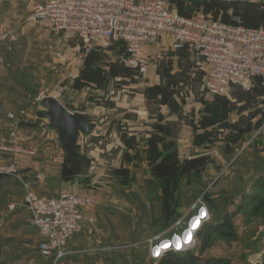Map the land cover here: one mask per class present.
I'll use <instances>...</instances> for the list:
<instances>
[{
	"label": "rangeland",
	"instance_id": "rangeland-1",
	"mask_svg": "<svg viewBox=\"0 0 264 264\" xmlns=\"http://www.w3.org/2000/svg\"><path fill=\"white\" fill-rule=\"evenodd\" d=\"M186 8V13L189 15L208 14L221 20H230L233 16H240L243 23L264 27V3L262 0H234L231 4H212L208 1L192 2ZM23 37L26 36L22 35ZM25 41L26 38L19 40L17 46L19 50L13 54L14 63L17 64L16 68L14 70L0 69L1 76H4L7 83L6 90L11 89L12 95L17 96L19 91L22 93L26 91L34 97L40 93L43 96L51 95L56 98L58 95L57 99H62L64 103L70 105L73 102L77 103L76 100L80 99V93H75L73 89H64L66 85L64 82L67 80L68 85L78 86L82 83L81 95L85 97V94L91 90V83L96 84L103 92L107 83L110 85L112 77L126 76L130 78L132 84L135 81L139 83L142 78L132 71L120 68L117 63V56L122 51L120 46L94 51L80 64L79 70H75L67 66L68 60L73 58L71 54L68 55L67 46L59 52V57L51 53L41 59L37 49L35 50L33 45ZM73 42L75 45L77 44L75 40ZM156 45L160 46L161 50L156 51L153 55L149 54V56L152 67L156 68V74H160V78L163 80L160 86L162 92L184 101V98L187 97L186 93L194 92V89L187 85L190 83L187 75L190 64L183 61L180 68L184 70L180 75H177V53L172 50L167 52L171 48L168 46L166 49L167 47L161 39L150 43L151 48ZM49 51L54 52L51 49ZM67 55L68 58L64 57ZM37 64H40V67L36 68ZM179 77L181 79H178ZM111 82L113 87L118 88L115 89V92L125 89L127 90L125 92H130L129 95H131L133 91L138 90L134 87L123 88L119 85L120 81ZM183 87L187 92L183 90ZM215 97H217L215 104L219 102L220 111L222 108L224 109L223 121L220 119V122L217 123L213 119L217 114L223 115L221 112L217 113V110L216 112L212 110L208 125L206 124L208 121H203V124L200 122L197 125L195 121L191 120V117H188L191 115H187L184 120L182 118V122L180 119L174 133L162 134L164 137L167 135L170 138L166 140V143L168 145L171 143L169 148L176 149L174 156L173 154L169 156L168 150L165 151L163 147L160 149L161 151L157 150L159 155L155 157L154 161L147 159L148 163L136 166L130 164L132 159L127 151L119 154L118 149L111 147L106 150L104 148L107 141H114L115 145L116 138H108L107 141L103 139L101 143H97L103 148L88 150V145H86L88 139L82 136L78 146L81 156H83L79 169L81 177L71 176L67 167L59 168L60 177L66 183L63 191H84V194L92 196L93 206L97 204L108 206L109 203H112V199L117 200L111 205L117 210L126 212L122 220V215L118 218V214L114 212L113 218L103 213L105 220L117 226L108 232V236L113 237L111 238L114 242L112 246L115 247L112 251L113 256L111 254L113 257L111 264H159L162 257L158 260L150 257L152 238L166 232L175 220L186 218L191 212L193 204L200 197L203 200L209 199L210 220L214 223L220 221L223 214L228 213L237 235V239L234 241L213 235L212 244L200 256L201 260L226 257L230 258L233 264H264V186L260 190H256L257 186L254 187V185L258 179L249 181L245 177V172L250 175L251 172L253 173L261 167L264 168L260 162L253 163L254 160H257V154L264 152V84L261 80L256 79L250 84L235 86L226 96ZM20 102L0 99V109L5 112L7 119L15 120L14 109ZM37 102L41 103L40 99ZM36 105L35 103L34 106ZM42 106L43 104L40 105V107ZM214 108L216 109V106ZM9 114H12V117ZM38 116L42 117L41 111ZM200 129L201 131L197 133L196 131ZM12 130H15L16 134H14L17 137H10ZM2 143L18 144L26 149L34 150L33 155L15 157L12 155L11 158L1 155L0 160L11 159L14 161L20 170L23 181L28 183L37 194L42 197H54L55 195L47 194L48 188L47 192L43 188L39 189L36 178H27L18 164L20 158H31L38 151L40 153L41 146L38 148V140L35 137L30 141L23 140V137L18 135L17 129L13 128L9 130L7 138L0 141V144ZM244 144L246 148H253L255 153L249 154V157L245 155L244 159L237 162ZM204 152H208L213 157V160L208 164L207 171L204 169V165L192 172L191 175L182 176L174 181L173 178L184 160ZM166 155L170 158V163L166 170H163L164 174L155 176L152 174L153 165L169 160ZM174 157L177 159L176 166L172 162ZM99 159L102 160V163L89 164L90 160L99 161ZM47 165L48 163L42 160L38 163L42 170ZM51 165L48 166L53 168L52 170L57 169V164ZM91 166L92 169H90ZM231 168L237 174L235 175L237 178L234 180L231 179L232 175L226 176V171ZM243 170L244 172H242ZM36 171L35 173H37ZM1 177L15 180L14 183L8 185V189L4 193L0 194V208H2L0 211V264H60L61 258L44 257L39 254L40 235L36 228L28 223L24 213L18 211L10 222H5L7 217L5 218L4 211L7 204L10 202L20 204L25 196V187L16 178L5 175H1ZM15 181L18 184H15ZM169 184L172 185V191L165 190ZM247 187V195H250L251 192L256 195L251 200L248 199L242 207H238L240 195ZM17 210H20V206L17 207ZM92 217L94 223L95 218ZM197 244L196 236L193 249L197 247ZM103 264H108V262L104 260Z\"/></svg>",
	"mask_w": 264,
	"mask_h": 264
},
{
	"label": "built area",
	"instance_id": "built-area-1",
	"mask_svg": "<svg viewBox=\"0 0 264 264\" xmlns=\"http://www.w3.org/2000/svg\"><path fill=\"white\" fill-rule=\"evenodd\" d=\"M8 1L0 0V20L1 6ZM24 3L23 25L75 40V57L80 63L94 51L120 44L123 49L117 56L119 66L145 76L151 65L146 45L161 39L169 42L172 51L189 52L190 88L200 81L209 96H226L234 86L250 84L254 76H259L264 84V27L247 26L240 16H234L233 22H225L208 14L184 15L179 12L176 0H24ZM15 40L12 31H0V63L4 61L2 48ZM74 69L79 70V66ZM43 97L40 93L37 99L41 101ZM14 133L12 130L10 137H17ZM0 154L11 158L33 155L34 150L2 143ZM8 160H0V176L23 183L24 206L30 224L40 235L39 254L64 257L67 241L81 232L87 222H93L92 216L85 215V210L93 207L92 196L62 191L54 197H42L23 181L15 162ZM210 217L207 204L198 198L186 218L175 220L166 232L152 238L150 257L158 260L168 252L192 250L198 230ZM196 223L200 227L190 231ZM183 241H187L184 246Z\"/></svg>",
	"mask_w": 264,
	"mask_h": 264
},
{
	"label": "crops",
	"instance_id": "crops-1",
	"mask_svg": "<svg viewBox=\"0 0 264 264\" xmlns=\"http://www.w3.org/2000/svg\"><path fill=\"white\" fill-rule=\"evenodd\" d=\"M25 14L26 9L24 0H9L1 6L0 31H12L16 34V40L13 42H7L2 48L4 61L3 63H0V69L14 70L16 68L17 64L14 63L13 54H16V50H19V48H17L19 40L21 41L25 38L26 43L33 45L35 50L37 49L36 51L40 53L41 59L47 57V55L51 53L56 55V57H59V52L64 50L67 46L68 55L71 54L73 56L72 60H68L69 62L67 66H70V68L72 67V69L76 66H80L81 63L75 57L76 47L73 39H67L63 35L49 34L38 28H28L24 26L23 19L25 18ZM21 33L26 37L22 38ZM163 43L167 47L165 48L168 49L169 42L164 41ZM165 48L162 49L165 50ZM50 49L54 52L49 51ZM160 50L161 47L158 45L153 46L152 48L150 47V44L146 45V51L148 54L153 55L156 51ZM167 52H171V50H167ZM176 53L177 75H180L184 70L180 67L182 66L183 61L190 62V54L186 51ZM68 55L64 57L68 58ZM42 64L46 65L44 63ZM37 67H40V64H37L36 68ZM155 70L156 68H153L151 65L148 74L142 76L139 83L135 81L134 84H132L130 78H127L126 76L111 78V81H120L119 85L123 88L134 87L138 89L137 91H131V95H129V91V93H126L125 91L127 90L125 89H121V92H115V89L118 88L113 87L112 82L110 81V85L107 83L103 92L96 84L91 83L90 92L83 97L81 95V91L83 90L82 83L75 86L72 84L68 85V80L64 82L66 83L64 89H73L75 93H80V99L76 100L77 103L73 102L70 105L64 103L62 99L58 100L70 111L86 113L88 124L91 127V132L89 134L78 135L76 150L80 157L79 162L77 163L79 169L81 167V158L83 156H81L82 154L78 146L82 136L88 139L86 144L88 145V150L91 148H95L96 150L99 147L103 148V146L97 145V143H101L103 139L107 141L108 138H116L117 141L115 145L114 141H107L104 144V148L106 150H109L111 147L118 149L119 151L117 150V152L119 154L127 151L132 159V162L129 161L131 162L130 164L138 166L140 164L148 163L147 159L151 160L149 157L151 137L154 139L156 138L154 146L157 150H160L164 147L163 145L166 143V140L170 139L167 135L164 137L162 134L174 133L177 125L180 123V119L182 122V118L184 120V117L187 115H191L188 117H191V120L195 121L197 125L200 122L203 124V121H208L206 123L208 125L210 123L209 120L212 110L215 112L217 110V113L221 112L223 115L217 114L213 119L216 120L215 122L217 123L220 122V119L223 121L225 117L224 109L222 108L220 111L219 102L215 104L217 97L209 96L204 93L200 81L195 82L193 85L192 89H194V92L186 93L187 97L184 98V101H180L176 96L172 97L170 94L163 102L160 94L145 91L153 87H158L160 89V86L162 85L161 83H163L161 82L163 80L160 78V74H156ZM1 74L2 72L0 73V99L21 102L18 103V109H14L16 115L15 120L7 119L5 112H2L0 109V141L7 138L9 130L13 128L17 129L18 135L23 137V140L30 141V139H34L35 137L39 142L38 148L41 146L40 153L38 151L37 154L31 158H20L18 164L22 171L25 172L27 178L30 177L32 179H37V186L39 189L43 188L47 192L48 188L49 191L47 194L56 196L61 190L63 191L66 186L65 180H62L60 177L59 168L65 169L67 166V162L65 161L66 153L58 140L57 133L49 126L43 115L42 117L38 116V113L40 111L43 113L45 108H42L43 106L40 107L42 103L37 102V96L34 97L33 95L26 93V91H23V93L19 91L17 96L12 95V93H10L13 92L11 89L6 90L7 83L5 82L4 76H1ZM178 79L181 78L179 77ZM184 91L187 92L186 90ZM56 96L59 98L58 95ZM35 103L37 104L36 106H34ZM215 106L216 109L214 108ZM200 131L201 129L196 132L198 133ZM219 133H221V131H219ZM159 138L161 139L159 140ZM241 150L242 152L240 157L237 158V162L244 159L245 155L248 156L249 154L255 153L253 148H246L245 144L242 145ZM40 160L47 162L48 165L57 164V169L52 170L53 168L48 165L45 169H40L38 166ZM100 160L101 159H99V161L90 160L89 164H96L97 162L102 163V160ZM211 160H213V157ZM211 160L207 161L204 166L206 171L208 170L207 167ZM258 162H260L261 166L264 165V152L257 154V160L253 161V163ZM37 169L40 171L37 172ZM90 169H92V166ZM35 171L37 173H35ZM242 172H244V170ZM242 172L241 174H243ZM245 174V177H247L249 181L256 180L261 176H264V168L261 167L259 170L253 173L251 172L250 175L247 172H245ZM227 175H232V178H230L233 180L237 178L235 176L237 174L232 168L226 171V176ZM75 176L81 177L79 173L78 175L75 174L74 177ZM14 180L9 177H1L0 194L4 193V191L8 189V185L14 183ZM15 184H18V182L15 181ZM245 189L246 190L242 193L246 194L248 187ZM75 193L84 194L85 192L76 191ZM112 200V203H109L110 205H108L110 207L97 204L96 206L85 210V214L94 216L95 221L94 223L87 222L81 232L75 234L67 241L65 246L66 255L61 258L60 264H103L104 260H106L108 264L112 263L113 257H111V254L115 247L112 246L114 242L111 238L113 237H109L108 232L110 229L117 226H114V223L105 220L103 213L109 215L111 218H113V212L118 214V218L122 215L121 220L124 219L123 216L126 213L122 212L120 209L117 210L114 208L111 204L116 203L117 200ZM106 201L108 202V199H106ZM18 206H20V210H17ZM14 208H16V210H13ZM1 209L2 208H0V211H2ZM18 211L25 214L27 218L26 220L30 224V215L23 204V200H21L20 204L12 202L7 204L4 211L5 218L7 217V221L5 222H10Z\"/></svg>",
	"mask_w": 264,
	"mask_h": 264
},
{
	"label": "trees",
	"instance_id": "trees-1",
	"mask_svg": "<svg viewBox=\"0 0 264 264\" xmlns=\"http://www.w3.org/2000/svg\"><path fill=\"white\" fill-rule=\"evenodd\" d=\"M192 2H204V1H198V0H193L190 2H186L184 0H176V5L178 6L179 12L184 14V15H189L186 13V7L188 4H191ZM209 2V1H208ZM212 4H225V3H216V2H210ZM225 22H233V19L231 18L230 20H222ZM242 21V19H241ZM243 22V21H242ZM247 26H252V25H248L246 23H244ZM252 27H259V26H252ZM117 46H120V44H118ZM121 50L123 49L120 46ZM93 54V53H92ZM92 54H90L88 57H90ZM122 70H126L122 67H120ZM129 71V70H126ZM261 80V78L259 76H254L252 77L251 82H253L254 80ZM235 87V86H234ZM233 87V88H234ZM148 90H150L149 93H158L161 96V100L164 102L168 95V93H163L162 92V87H160V89L158 87H153V88H149L145 91L148 92ZM215 97V96H214ZM41 114L43 115V113L41 112ZM156 139V138H155ZM155 139L151 137L150 143H151V147L149 150V157L151 158L152 161H154L155 157H157L159 155L157 149L154 146V142ZM161 138H159L160 140ZM171 143H169L170 145ZM168 143H165L164 149L165 151L168 150V155L169 156H173L176 154V149L174 148H169ZM169 148V149H168ZM167 158H169L166 155ZM166 158V159H167ZM80 159V157H79ZM170 158L169 160H164V161H160L156 164L153 165V173L155 176H161L162 174H164L163 170H166L168 164L170 163ZM177 159L174 157L173 165L176 166V162ZM67 162V161H66ZM79 162V160H78ZM77 162V163H78ZM67 168H68V172L71 176H74L75 174L79 173V168L76 165V172H73V169L71 167V165L67 162L66 164ZM181 168V167H180ZM180 168H176L178 169V171L176 172V175L174 176V181H176V179H179L182 176L185 175H191L192 172H195L197 170L192 171L190 174H185L182 176H179V170ZM166 174V173H165ZM170 176V175H169ZM161 181V180H160ZM256 190H260L263 186H264V177H260L257 181L256 184L254 185V187ZM253 187V188H254ZM169 190L172 191V185L169 184L165 187V190ZM257 192V191H256ZM252 193V195H251ZM250 195L242 193L241 197H240V201H239V206L238 207H242L243 204L246 203V201L251 200L256 194L251 192ZM206 199V198H205ZM205 203L207 204L208 208L210 207L208 205L209 203V199L207 198L206 200H204ZM210 211V210H209ZM223 214V213H222ZM213 235H218L221 238H225V239H229L231 241H234L237 239V235L236 232L234 230V226L233 223L231 221V217L228 215V213H225L222 215V217L220 218V221H215V223L212 220H209L208 222L204 223L200 229L198 230L196 236H197V240H198V244L197 247L193 250L187 251V252H182V253H176V252H168L166 253L160 260H159V264H233L232 261L230 260V258H226V257H217L215 259H208V260H201L200 256L206 251V249L212 244V236Z\"/></svg>",
	"mask_w": 264,
	"mask_h": 264
},
{
	"label": "water",
	"instance_id": "water-1",
	"mask_svg": "<svg viewBox=\"0 0 264 264\" xmlns=\"http://www.w3.org/2000/svg\"><path fill=\"white\" fill-rule=\"evenodd\" d=\"M41 103L45 108L43 117L49 126L56 131L58 140L66 153L65 161L71 165L75 173L79 160V154L76 150L78 135H87L91 132L87 114L66 109L56 97L51 95L44 96ZM211 158L208 152H204L184 160L179 170V176L190 174L192 171L203 167Z\"/></svg>",
	"mask_w": 264,
	"mask_h": 264
},
{
	"label": "bare ground",
	"instance_id": "bare-ground-1",
	"mask_svg": "<svg viewBox=\"0 0 264 264\" xmlns=\"http://www.w3.org/2000/svg\"><path fill=\"white\" fill-rule=\"evenodd\" d=\"M199 227H200V223H199V224L196 223L192 228H190V231H192L193 229H197V228H199ZM188 233H189V232H188ZM188 233H187V234H188ZM184 243H187V241H186V242L183 241V242H182V246H184Z\"/></svg>",
	"mask_w": 264,
	"mask_h": 264
}]
</instances>
